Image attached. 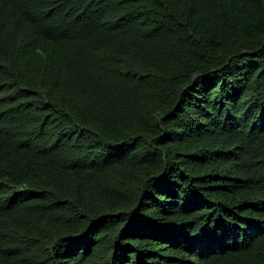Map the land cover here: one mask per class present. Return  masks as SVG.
Returning <instances> with one entry per match:
<instances>
[{
    "label": "trees",
    "instance_id": "obj_1",
    "mask_svg": "<svg viewBox=\"0 0 264 264\" xmlns=\"http://www.w3.org/2000/svg\"><path fill=\"white\" fill-rule=\"evenodd\" d=\"M0 264H264V0H0Z\"/></svg>",
    "mask_w": 264,
    "mask_h": 264
}]
</instances>
